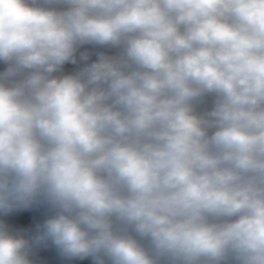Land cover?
Listing matches in <instances>:
<instances>
[{
    "label": "clouds",
    "instance_id": "9594fccd",
    "mask_svg": "<svg viewBox=\"0 0 264 264\" xmlns=\"http://www.w3.org/2000/svg\"><path fill=\"white\" fill-rule=\"evenodd\" d=\"M84 261L264 264V0H0V264Z\"/></svg>",
    "mask_w": 264,
    "mask_h": 264
},
{
    "label": "rangeland",
    "instance_id": "374dc122",
    "mask_svg": "<svg viewBox=\"0 0 264 264\" xmlns=\"http://www.w3.org/2000/svg\"><path fill=\"white\" fill-rule=\"evenodd\" d=\"M68 67H71V66H68ZM51 255L54 256V254H51ZM80 264H90V262L89 261H84V262H80Z\"/></svg>",
    "mask_w": 264,
    "mask_h": 264
}]
</instances>
